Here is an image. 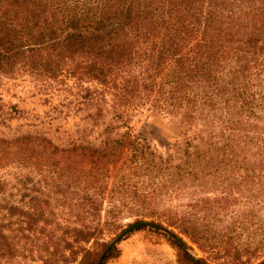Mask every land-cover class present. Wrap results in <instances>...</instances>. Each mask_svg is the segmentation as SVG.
<instances>
[{"label": "trees", "instance_id": "trees-1", "mask_svg": "<svg viewBox=\"0 0 264 264\" xmlns=\"http://www.w3.org/2000/svg\"><path fill=\"white\" fill-rule=\"evenodd\" d=\"M17 71L92 83L81 103L105 138L0 137V264H97L104 226L121 217L171 227L214 258L264 250V0H0V75ZM143 107L177 118L184 145L163 154L134 135ZM37 148L52 155L47 197L29 187ZM209 182L214 205H163Z\"/></svg>", "mask_w": 264, "mask_h": 264}, {"label": "rangeland", "instance_id": "rangeland-1", "mask_svg": "<svg viewBox=\"0 0 264 264\" xmlns=\"http://www.w3.org/2000/svg\"><path fill=\"white\" fill-rule=\"evenodd\" d=\"M82 87L93 89L92 83L86 82L77 85L71 80L67 85L61 84V77L58 80H48L35 73L21 71L12 75L1 74L0 137L13 139L23 134H42L60 147L71 146L74 143L89 145L99 143L105 135L99 133L101 128L99 129L89 116L93 112L92 105L81 103V94L86 93V88L84 90ZM86 99L89 100V97ZM145 108H141L131 116L129 123L132 133L147 138L153 148L163 154L173 153L181 148L185 142V135L179 120L175 117L154 115ZM110 116L111 114L108 113L105 119L108 121ZM63 155L64 153L61 157ZM50 156L52 157L40 148L31 151L29 187L34 195L42 194L47 197L50 192L52 182L50 171L54 167ZM210 186L214 184L209 182L204 192L196 191L193 196L181 195L163 205L174 203L181 205L180 210L197 209L191 207L195 203V200L193 201L195 197L207 199L208 206L214 205V198L221 196L222 193L218 186L217 190ZM192 189L190 188V191H193ZM239 206L241 205L233 206V209H239ZM202 212L211 214L212 209L207 207ZM135 220V217H121L114 223L105 225L103 239L105 245L108 247L109 243ZM217 227H222L221 221H217ZM168 228L173 230L171 227ZM184 241L202 264L205 263L201 257L205 258L208 264H257L264 260V250L255 255L241 251L239 253L241 258L227 261L224 258L211 257L185 236ZM62 245L61 242V254ZM114 246L116 249L113 255L104 264H193L186 258L183 250L165 233L155 231V228L151 227L132 230ZM227 248L231 254H236L238 250L234 245H229Z\"/></svg>", "mask_w": 264, "mask_h": 264}, {"label": "water", "instance_id": "water-1", "mask_svg": "<svg viewBox=\"0 0 264 264\" xmlns=\"http://www.w3.org/2000/svg\"><path fill=\"white\" fill-rule=\"evenodd\" d=\"M139 227H151V228H155V229H159L162 230L166 233H168L170 236H172L175 240H177L185 249H187L194 257L195 259H197V261L201 263V261H199V259L197 258V256L194 254V252L189 248V246L185 243V241L183 239H181L173 230H171L170 228H168L165 225H161L159 223H154L151 221H140V222H133L130 226H128L126 229H124L119 235H117L113 241H111L108 245V247L102 252V254L100 255L97 264H102L104 257L107 255V253L110 251V249L118 243V241H120V239L122 237H124L127 233L131 232L132 230L139 228Z\"/></svg>", "mask_w": 264, "mask_h": 264}]
</instances>
